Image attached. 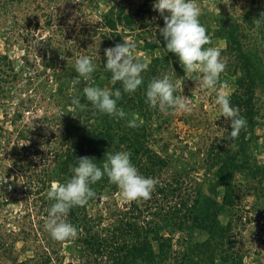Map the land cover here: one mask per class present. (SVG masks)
<instances>
[{
	"label": "trees",
	"instance_id": "16d2710c",
	"mask_svg": "<svg viewBox=\"0 0 264 264\" xmlns=\"http://www.w3.org/2000/svg\"><path fill=\"white\" fill-rule=\"evenodd\" d=\"M12 1L16 0L7 2ZM116 7L117 5L113 6L101 17V24L116 37L112 39V43L113 40L117 41L115 45L125 41L119 27L135 30L141 25V20L151 13L152 3L150 0H145L134 12L128 9L124 1L118 8ZM262 16H264L263 0H251L249 8L244 12L243 21L250 27L264 26ZM259 18L261 23L257 24ZM55 21L54 17L50 16L46 23L54 28ZM219 22L217 34L225 38L227 43L222 53L231 55L229 62L236 65L241 72L240 84L229 96L232 104L239 108L241 115L248 121L246 129L240 132L234 142L228 138L221 139L218 135L211 137L210 132L204 135L203 143L211 139V145L207 148L199 167L202 166L208 171L216 168V185L220 188L216 193H221V197L204 191L201 181L194 175L199 167L187 161L182 165L178 157L161 153L149 145L154 131L158 129L154 126V118H165L171 115V111L165 114L158 108H152L146 102V88L154 77L163 75L159 68L164 62L178 58L164 48L166 42L162 35L160 47L164 50V54L154 56L149 64V71L142 73L144 77L142 85L135 92L123 93L118 102L126 113L125 117H112L95 110L85 98L83 88L86 82L81 80L82 82L76 87L79 89L81 103L88 107L84 109L82 119L79 121L74 119L70 110L74 106L71 101L75 96L69 91V87L72 86V81L77 75L75 71L69 72L73 66V59L71 60L70 56L73 55L67 54L64 51L66 49H61L52 42L58 41L55 36H49L46 40L47 44L52 46V57L63 55L65 62L63 71H59L57 75L58 98L55 97V104L53 103L54 108L59 107V111L54 110L56 113L54 116L60 121L57 129L66 138V145L68 144L66 148L62 147L57 152L60 159L59 168L53 172L59 171L55 176L58 181L65 182L72 176V169L77 165L78 158L94 157L98 165L102 166L106 152L116 151H130L131 159L139 171L157 181L148 199L131 200L128 205L123 207L116 205L112 208V217L118 218L114 227L102 225L101 218L92 217L88 205L97 196L102 197L105 193L113 195L119 187L111 183L106 175L91 185L96 193L95 197L83 206L73 207L67 217L77 226V235L60 241L68 251H79L78 264H246L249 256L260 254V251H254L252 247L244 249L240 246L239 236L255 218L250 216L244 221V216L247 215L244 214L245 210H251L246 208L247 202L252 196H256V203L250 208L258 210L260 199L264 198V161H260L254 148L250 146L252 140L255 144L258 143L259 136L253 135V132L258 124H262L260 118L264 115L261 106L258 107L255 102L256 88L261 86L260 82H264V61L256 51L247 50L245 38L241 36L242 23L238 21L227 23V19H221ZM39 24L37 22L35 26L38 27ZM262 30L264 31V27ZM60 34L66 36L62 28ZM103 35L106 40L110 38L108 32H104ZM16 43L20 46L18 41ZM153 43L147 41L145 47L156 48V43ZM94 63L96 64V71L93 74L95 80L100 79L102 74H105L108 80H112V73L105 70L103 62L99 63L96 60ZM21 72L9 52L2 53L0 50V101L13 100L17 95L27 91L23 88L19 89V93L13 90L14 85H17L23 76ZM67 75L68 80L65 77ZM31 80L30 76L29 83ZM115 88L123 91L119 81H113V89ZM177 94H181V89ZM32 95L29 93L23 97L22 109L20 108L16 113L18 118L36 101ZM54 95L52 93V96ZM60 107L63 112H60ZM128 113L130 117L127 116ZM202 117L201 113L199 115L195 113L187 118V122L190 127L201 128ZM130 120L135 121L134 126H129ZM218 122L222 123V121ZM226 127L230 132V122ZM5 137L4 128L0 125V145L7 142ZM33 138L31 129L19 130L16 142L11 147L12 163L1 164V171L17 172L19 177L15 179L14 186L11 185L10 191H0V211L10 203L8 194L17 193L20 180L25 192L26 189L32 191L34 186L37 188L36 193H39V197L36 198L33 209L39 208L49 213L54 203L48 197V192L46 195L42 194L53 181V177L47 181L43 179L45 167L39 169L42 159L46 158L43 156L45 154L42 153L43 149L34 142L32 145L27 142L22 145L19 143L20 139L31 142L34 141ZM233 143L236 145L235 148ZM168 147L167 142L165 152ZM16 165L18 167H15ZM30 209H27L25 219L31 218L30 225L36 231V240H38L39 230L47 233L44 230L47 219L41 220L40 228H36L38 221H35V215L31 211L33 209ZM261 212L264 214V210ZM222 213L228 215L226 222L221 220ZM20 232L21 230L17 232L19 239L22 238ZM197 236L200 237L196 238ZM175 240L181 241L182 249L175 246ZM2 246L3 244L0 243V247ZM36 246L39 248V243ZM44 246L45 248L37 249L35 255H29L21 261L16 259V264H52V252L58 254V249L51 251L46 245ZM61 256L58 257L59 260L65 259L64 255ZM11 258H14L13 255Z\"/></svg>",
	"mask_w": 264,
	"mask_h": 264
},
{
	"label": "rangeland",
	"instance_id": "374dc122",
	"mask_svg": "<svg viewBox=\"0 0 264 264\" xmlns=\"http://www.w3.org/2000/svg\"><path fill=\"white\" fill-rule=\"evenodd\" d=\"M7 1L0 0V50L2 53L9 52L15 60L16 66L22 70L23 76L17 82V85H14L13 90L15 89L17 93L20 92V88H23V90L27 89V91L17 95V98L13 100L0 101V125L4 128L7 141L0 145V167L2 163H12L13 157H10L12 154L11 147L16 142L18 131L24 128L31 129L34 141L30 142L20 139L19 143L22 145L27 142V144L32 145L34 142L40 149H43L42 153H45L43 156H46V158L42 159L39 167V169H44L45 167V174L42 177L46 181L52 177L53 181L58 180L55 176H57L56 174L59 171L53 172L59 168L60 159H58L59 154L57 152L62 147L66 148L68 144L66 145V138L57 129L60 121L54 116L56 114L54 110L59 111V107L54 108L53 103L55 104V97L58 98L59 82L57 75L59 71H63L65 62L63 55L52 57V46L48 45L46 40L53 35L58 40L52 41L56 43L57 47L66 49L64 51L67 54L72 53L73 57L70 56V59H73V66L69 71L71 73L75 71L74 64L76 59L83 55H90L94 61L106 63L105 50L114 47L117 41L114 42L113 40L112 43V39L116 37L113 33L110 34L109 30L101 24L102 15L115 5L118 8L123 1L128 9L134 12L145 0ZM150 2L152 3L151 13L141 20L140 26L135 30L124 29L123 26L119 27V31L123 33L125 41L135 43L134 51L138 57L148 64L147 69L143 73L149 71V64L154 56H162L164 54V50L160 47L161 34L159 29L164 26L165 21L160 12L154 8L155 0H150ZM198 3L202 9L201 23L206 26L211 36L210 43L204 47L220 48L221 56L226 62V69L220 75L216 89H207L200 86L198 81L186 76L179 58L164 62L159 69H161L163 74L170 75L174 80L180 78L182 81L181 94L190 97L192 110L191 112L171 111V115L169 114L165 118H154V126L158 127V129L154 131V136L149 141V145L154 150L178 157L182 165L185 164L184 161H187L194 164L195 167L200 166L199 164L202 163L207 148L211 145V139H207L203 143L204 135L210 132L209 135L211 137L218 135L221 139L228 138L229 130L226 125H229L230 121L221 116L220 108L215 103L217 93L223 91L230 95L240 84V69L232 64L231 61V63L229 62L231 55L222 53V49L226 47L227 43L225 38L217 34L220 25L219 20L227 19V23L234 21L242 23L240 30L243 35L241 36L245 38L247 50L256 51L264 61V31L262 30L264 26L250 27L249 24L243 21L244 12L249 8L251 0H198ZM164 14H168L167 10H165ZM50 16L56 20L55 24H53L54 28L46 23ZM37 22L40 23L38 27L35 26ZM60 28L65 31V37L60 34ZM104 32H108V37H110L107 40L103 35ZM16 41L20 43V46L17 45ZM147 41L155 42L156 48H146L145 44ZM30 76L32 83H29ZM65 77L68 80V75ZM95 82L102 87L113 89V81L108 80L105 74H102L100 79L95 80ZM260 83L261 86L256 88L255 102L258 107L261 106L264 114V82ZM69 91L75 97L80 95L76 86H70ZM29 93L33 94L32 97L36 101L29 110H25L23 115L18 118L16 113L20 108L22 109L21 102L23 97H26ZM52 93L55 95L52 96ZM70 110L74 115V119L78 121L82 119L84 109H79L74 105ZM60 112H63L61 107ZM195 113L203 115L201 128L190 127L187 122V118ZM127 116L130 117L129 113ZM260 120L262 124H258L253 132V135L259 136L258 143L255 144L252 140L250 146L254 148V152L259 156L260 161H264V115ZM218 121H222V123ZM91 124L94 125L92 122ZM167 142L169 147L167 152H165L164 149ZM3 147L7 148V150ZM37 159H39V156H37ZM18 165L15 167H18ZM215 172L216 168L208 171L201 166L194 172V175L201 181L205 192L221 197L220 192V194L216 193L220 188L216 185L217 177ZM18 175L19 173L17 172L0 170V191H10L11 185L13 187L15 179L19 177ZM17 188V193L10 192L8 194L9 205L0 211V243L3 244L0 247V264H9L11 262L16 264V259L21 261L29 255H35L37 254V249L45 248L44 245L51 251L58 249V254L52 252V264H78L79 251H68L64 244L51 238L46 227L44 230L47 233L39 230V238L36 240V231L30 225L32 220L30 217L25 219V214L28 208H35V201L39 197V193H36V186H34L32 191L26 189L25 192L21 180ZM48 190L49 188H46L42 194L46 195ZM130 202L131 200L123 197L119 189L113 195L105 193L102 197L97 196L89 203L88 211L92 217L101 218L102 225L114 227L118 222V218L112 217V208H115L116 205L123 207ZM254 203H256V196H252L247 202L246 208L251 210H245L244 214L247 215L244 216V221L250 216L255 218L243 230L242 235L239 236L240 246L244 249L252 247L251 249L254 251H260L259 255L249 256L246 264H264V214L261 212L264 210V198L260 199V208L258 210L250 208ZM31 211L35 215V221H38L35 227L39 229L41 220L47 219L48 213L41 211L39 208ZM221 220L226 222L228 215L222 213ZM20 230V237L22 238L19 239L17 232ZM199 237L197 236L196 238ZM47 239H49V244H47ZM37 243L40 245L39 248L36 246ZM175 246L182 249L183 244L177 240ZM12 255L15 258V262H13L14 258H11ZM61 255H64L65 259L59 260L62 257Z\"/></svg>",
	"mask_w": 264,
	"mask_h": 264
},
{
	"label": "clouds",
	"instance_id": "9594fccd",
	"mask_svg": "<svg viewBox=\"0 0 264 264\" xmlns=\"http://www.w3.org/2000/svg\"><path fill=\"white\" fill-rule=\"evenodd\" d=\"M154 8L165 21L159 31L166 42L164 48L167 52H172L179 58L187 77L198 81L204 88L216 89L220 75L226 69V62L221 56L220 48L204 47L210 43L211 36L201 23L202 9L198 0H155ZM165 10L167 15L164 14ZM256 22L260 24L261 19ZM135 47V43L123 41L105 50V70L112 73V81L121 82L123 91L120 88L102 87L95 82L93 74L96 64L92 57L83 55L76 59L74 69L78 75L72 85L75 87L80 84L81 78L86 82L83 88L85 98L99 113L125 117L126 113L118 102L123 93L135 92L142 85V73L148 67L134 51ZM181 84L180 78L174 80L168 74L154 77L146 88V102L165 114L169 111L191 112L190 97L177 94ZM71 103L79 109L88 107L81 103L79 97H74ZM215 103L220 108L221 116L230 121L228 139L234 142L240 132L246 129L247 118L232 104L226 92L219 91ZM128 123L129 126L135 125L134 120ZM235 147L233 143V148ZM105 155L102 166L98 165L94 157H80L69 179L65 182H51L47 195L54 203L49 210L45 227L53 239L63 241L77 235L78 228L67 219L68 214L73 207L83 206L95 197L96 193L91 185L105 175L119 187L127 200L148 199L151 196L157 181L139 171L131 159L130 151L106 152Z\"/></svg>",
	"mask_w": 264,
	"mask_h": 264
}]
</instances>
